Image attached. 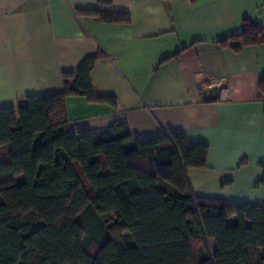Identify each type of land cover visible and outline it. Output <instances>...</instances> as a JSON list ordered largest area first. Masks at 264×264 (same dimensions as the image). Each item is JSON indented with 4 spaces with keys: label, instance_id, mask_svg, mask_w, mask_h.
I'll return each instance as SVG.
<instances>
[{
    "label": "trees",
    "instance_id": "1",
    "mask_svg": "<svg viewBox=\"0 0 264 264\" xmlns=\"http://www.w3.org/2000/svg\"><path fill=\"white\" fill-rule=\"evenodd\" d=\"M75 15L130 23L127 12ZM229 41L264 45V26L245 18L217 44ZM102 57L89 55L62 72L57 93L0 108V264H264V206L191 193L187 170L205 168L204 144L171 130L140 141L124 124L68 130V97L117 107L91 82ZM259 90L264 97V76ZM199 91L203 103L216 100ZM259 167L264 186V163Z\"/></svg>",
    "mask_w": 264,
    "mask_h": 264
},
{
    "label": "crops",
    "instance_id": "2",
    "mask_svg": "<svg viewBox=\"0 0 264 264\" xmlns=\"http://www.w3.org/2000/svg\"><path fill=\"white\" fill-rule=\"evenodd\" d=\"M91 9L127 12L130 23L75 15ZM245 18L264 26V0H0V108L59 92L62 72L100 52L91 82L117 107L66 98L70 132L181 133L207 148L205 168L187 170L194 197L264 206V45L217 44ZM199 88L216 100L203 103Z\"/></svg>",
    "mask_w": 264,
    "mask_h": 264
},
{
    "label": "rangeland",
    "instance_id": "3",
    "mask_svg": "<svg viewBox=\"0 0 264 264\" xmlns=\"http://www.w3.org/2000/svg\"><path fill=\"white\" fill-rule=\"evenodd\" d=\"M119 237H116L115 239H117V241L119 242V239H118Z\"/></svg>",
    "mask_w": 264,
    "mask_h": 264
},
{
    "label": "built area",
    "instance_id": "4",
    "mask_svg": "<svg viewBox=\"0 0 264 264\" xmlns=\"http://www.w3.org/2000/svg\"><path fill=\"white\" fill-rule=\"evenodd\" d=\"M47 1V0H46Z\"/></svg>",
    "mask_w": 264,
    "mask_h": 264
}]
</instances>
